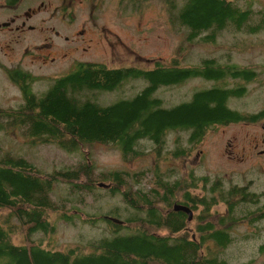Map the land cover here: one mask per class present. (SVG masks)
<instances>
[{
	"label": "trees",
	"instance_id": "16d2710c",
	"mask_svg": "<svg viewBox=\"0 0 264 264\" xmlns=\"http://www.w3.org/2000/svg\"><path fill=\"white\" fill-rule=\"evenodd\" d=\"M163 1L169 20L178 27L186 26L187 40L214 41L223 33L222 28L234 30L236 19L241 20L238 27L244 24V31L264 27V7L254 10L250 1L244 10L237 7V0ZM211 20L214 25L205 29L203 26ZM191 23L200 27L193 28ZM183 49L184 45L169 59H155L142 67L80 62L66 73L44 78L48 86L39 94L32 88L37 76L22 68L4 66L23 100L16 106L0 105V130L16 129L32 141L53 143L69 152L80 150L81 158L42 172L25 156L0 146V264H247L237 253L240 240L236 241L239 236L229 216L218 214L214 223L206 220L202 227H196L194 235L186 229L187 214L173 208V202H178L176 193L181 191L192 208L196 201L205 210L218 199L227 200L230 213L233 202H228V195L235 196L237 190L227 187L218 176L195 178L192 168L177 176L175 167L162 166L161 160L169 155H192L210 123L222 120L221 100L243 94L224 86V73L240 72L248 77L249 68L201 57V61L187 62L181 58ZM225 56L230 58L229 52ZM211 77L225 89L205 88V78ZM189 78H199L205 85L191 89L187 97L178 100L171 87ZM136 80L144 84L134 96L105 105L98 102L99 94H109L123 85L134 88V83L128 84ZM94 142L113 145L125 160L147 150L154 152L155 159L135 171H97L90 153L83 149ZM57 184L73 191V198L69 199L68 193L55 200L51 191ZM98 187L107 191L106 200L121 198L122 210L111 206L101 215L83 213L84 221L91 224L106 218L105 230L85 243L54 247L50 234L56 225L51 216L74 221L80 214L77 206L85 203L87 194L103 196L101 190L96 193ZM190 187L201 191L197 200H191ZM120 212L126 214L122 217ZM108 214H115L121 222L109 219ZM245 235L242 233V237ZM258 251L264 254V242Z\"/></svg>",
	"mask_w": 264,
	"mask_h": 264
},
{
	"label": "rangeland",
	"instance_id": "374dc122",
	"mask_svg": "<svg viewBox=\"0 0 264 264\" xmlns=\"http://www.w3.org/2000/svg\"><path fill=\"white\" fill-rule=\"evenodd\" d=\"M24 1L19 2L18 11H22L27 6H35L39 2V0L36 3L32 2L33 0ZM61 1L50 0L48 3V0H44L46 7L37 11L31 21L39 23L46 17L57 16L52 15L50 11L52 9L55 12L56 6ZM245 1L247 5V0H240V4L245 6ZM249 1L253 9L264 7V0ZM71 2L75 10L74 20L71 24L64 23L61 20H65L64 18L54 17L52 18L53 22H45L48 27L43 32H41L42 27L37 32H34L35 30L19 32L20 35L10 31H0V105L16 106L23 100L20 88L10 80L4 66L17 64L22 69L36 75L38 79L36 83L32 84L36 93H43L47 89L48 83L45 82L43 76L49 73L50 69L43 66L40 52V46L44 42L45 36L50 38L53 36L54 43H56V39L61 38L65 42L64 34L72 35L76 32L75 37L83 40L80 42L81 49L79 52L75 50V53L79 54L80 51H83V46H86L88 47L84 51L86 53L81 55L84 59L101 61L110 66H119L120 64L149 66L155 59H169L179 47L184 45V49L180 53L182 60L187 62H196L200 57L214 50V53L229 51L232 59L239 65L264 67V27L255 32L223 31L215 42L207 43L197 39L187 40L186 26L178 27L179 25L173 24L169 20L163 0H97V8L93 11L82 0H71ZM90 2L91 0H87V3ZM10 13L11 11L8 9L0 8V20L8 17ZM67 26H69L67 29H63ZM55 29H58L61 34L63 31L65 32L59 37L55 34ZM79 30L82 32L79 33ZM70 69L71 67L59 74L66 73ZM132 83H134V88L128 89L126 85H123L109 94H99L98 102L105 105L123 97L134 96L144 83L141 80H136L129 82L128 85ZM201 84L199 78H189L180 83L179 86L171 87V89L176 93L179 100L184 96L187 97L191 89ZM261 89L249 90L242 99L236 100V103L240 104L243 101L244 106L248 109H255L258 105H263L261 100L264 98ZM157 93L164 95L162 90H158ZM167 103L171 102L167 101ZM259 131L260 127L257 123H239L211 128L205 131L192 155L186 157L169 155L168 158L164 157L161 160V164L162 166H174L177 176H182L192 168L195 178L196 175H207L210 178L221 175V179L229 184L235 183L238 188L243 185L242 187L247 191L261 192L264 190V153L255 154L249 160L238 163L230 161L225 153L228 146L225 140L227 136L238 135L241 137L246 132L258 133ZM170 137L172 138V136H169L171 140ZM0 146L15 154L25 156L42 172L51 171L54 168L76 162L81 158L80 150L77 151L78 153L69 152L53 143L32 141L31 138L24 136L16 129L9 132L0 130ZM260 147H264V144H261ZM83 149L84 152L90 153V159L94 162L97 171L108 169L135 171L152 164L155 159L154 152L147 150L143 155L125 160L120 151L113 145L97 142L85 144ZM164 153L166 150H163V155ZM60 185L64 184L55 185L51 191V196L58 200L60 197H66L69 193V199L73 198L72 195L75 193L69 191L66 186ZM97 190H101L103 196L98 198L90 193V195L87 194L85 203L77 206L76 210L80 211L79 215L72 208H69L72 214L78 215L73 218L74 221H64L54 214L51 216L55 218L56 225L55 232L50 234L54 247L63 248L70 243L82 244L90 238L97 237L103 229L105 230L106 224L103 223V219H98L95 224H91L84 221L85 214L83 215V213L101 215L104 208L107 210L111 206L122 210L124 202L121 198L106 200L104 195L107 191L102 187L96 188V193ZM176 194L179 202L182 193ZM228 201L233 202L228 215L229 218H234L236 215L245 218L232 224L239 236L236 241L240 240L237 253L242 256V260L247 264H263L264 254H261L258 248L264 242V220L256 221V225L251 224L249 219L255 214L244 208L245 205H248V201L240 195L229 196ZM70 206L71 202H68L67 207ZM173 208H176L175 204H173ZM224 208L225 205L222 202L217 203L212 210L213 215L211 217L215 218L218 212ZM120 213H122V217L126 214ZM205 214L207 215L209 212L206 211ZM111 215L115 216V214ZM194 223L195 219L187 222V227H191L187 230L195 235ZM242 233L246 235L242 237ZM35 236H42V234L36 233Z\"/></svg>",
	"mask_w": 264,
	"mask_h": 264
},
{
	"label": "flooded vegetation",
	"instance_id": "af4514ba",
	"mask_svg": "<svg viewBox=\"0 0 264 264\" xmlns=\"http://www.w3.org/2000/svg\"><path fill=\"white\" fill-rule=\"evenodd\" d=\"M24 0H2L0 2V8H5L11 11L10 15L4 19L0 20V31H10L12 33L18 34L20 35L21 33L19 32H24V31H31V30H35L34 32H37L38 29L40 27H42L41 32H43L45 30L46 27H48V25L45 24V22L47 21H52V18L57 17V18H64L65 20L61 19L64 23H69L71 24L74 20V16L73 14L75 13L74 10V6L72 5L71 0H62L61 3L59 5L56 6L55 12L51 9L50 13L52 15H57V16H53L52 18H45L42 21H40L39 23H37L36 21H31V19L34 17V15L36 14L37 11L41 10L43 7L45 6L44 0H39V2L37 3V5L35 6H27L25 9H22V11H18V6L19 2H23ZM38 0H33L32 2H35ZM50 3V0H48ZM84 1V3L90 7V10H95L97 8V0H91L90 3H87V0H82ZM227 1V0H225ZM249 0H247L248 3ZM26 2V1H24ZM29 2V3H32ZM28 3V2H26ZM245 6H242L240 4V0H237V7L240 10H244L246 7V1L244 2ZM94 5V6H93ZM256 10V9H254ZM180 13V12H179ZM256 19V17L254 16L252 18V20ZM182 21V19H181ZM224 21V20H222ZM235 24H233L234 30L232 31H244L243 27L244 24L241 27H238L237 24H239L241 22L240 19H236L234 20ZM53 22V21H52ZM214 20H211L207 27L203 26L205 29L212 27L214 25ZM193 28H199L200 26H196L193 25L191 23ZM69 26H67L66 28L63 29H67ZM55 34L59 37H61L65 31L62 32V34L60 33V31L58 29H55ZM222 31H226L225 28H222ZM82 30H79V33H81ZM250 32V31H247ZM255 32V31H254ZM76 32H74V34L69 35V34H64L63 35V39L65 42L62 41L61 39H56V43H54V37L51 36V38L49 36H45L44 37V42L41 43L40 46V52L42 55V63L44 67H47L50 69L49 73H46L43 77L47 78L49 76H54V75H58L59 73H61L62 71L68 69L71 67V69L74 67L75 64L80 63V62H85V61H96V60H89L87 58H83L81 55H84L86 52H84L86 49H88V47L83 46V51H80L79 54L75 53V50H79L81 49V40H83L82 38H76L75 37ZM196 40V39H195ZM214 41H208L207 43H213ZM77 52V51H76ZM229 51L226 52H222V53H214V50H211V53L204 55L201 57V59H206V60H211L213 62H218L221 61V63L225 64V63H234L240 67H247V66H242L237 64L233 59H232V55L229 52L230 58H227L225 56V53H227ZM221 58H216L215 56H219ZM198 61H201L200 59ZM120 65H125V64H120ZM134 66H140V65H134ZM13 69H19L21 68L19 65H13V66H7ZM142 67V66H140ZM197 68H199L197 66ZM206 68V66H205ZM249 68V74L248 77H245L243 75H241V73L239 72L237 75L233 74V73H224L225 74V87H230L233 88V90L235 92H243V94L241 95H237V96H232L230 97L227 101L221 100V107L223 108V113L221 115V121H212L209 125V128H207V131L210 130L211 128L217 127V126H229L232 124H239V123H257L259 124L260 127V131L258 133H248L246 132V134L244 136L239 137L238 135H231V136H227L225 138L226 142H227V148H226V156L230 161L233 162H243L246 160H249L253 155L255 154H261L264 153V147H260L261 144H264V104L263 105H258L255 109H248L246 108V106H244V103L242 101V103L237 104L236 100H240L242 99V97L251 89H261L262 93H263V98H264V67L263 68H256V67H248ZM70 69V70H71ZM25 70V69H24ZM28 71V70H26ZM29 72V71H28ZM68 72V71H67ZM31 73V72H29ZM32 75H34L33 73H31ZM36 76V75H35ZM201 78V77H200ZM231 79V80H229ZM207 86L205 88L208 87H214L217 86L221 89H225L222 85V83L217 80L214 79V77L211 78H205ZM201 83L202 80L200 79ZM205 85V83H202L199 86H196L194 88L200 87ZM260 87V88H258ZM193 88V89H194ZM221 93V92H220ZM264 103V100H261ZM218 177H222L221 175H219ZM223 180V179H222ZM224 184L231 188V187H235V189L237 190L238 194H236L235 196L240 195L242 198L247 199L248 201V205H245L244 208L248 209L249 211H251L252 213H254L255 215L252 216L249 221L251 223H254L256 221H260L261 218L262 220H264V190H262L261 192H256V191H247L245 190L242 186L240 185V187H236L235 183H227L225 180ZM107 185V184H106ZM102 186H105V184H103ZM181 192V191H179ZM189 195L191 196V200L192 198L197 200V195L201 196L202 193L201 191H199L197 188L194 187H190L188 189ZM207 193L210 194L212 193V190H207ZM228 196H233V194L231 193ZM227 200H217V203L222 202L225 205V208L222 211H219L218 214H222L223 216H225L226 218H228L229 215V206L226 203ZM229 202V201H228ZM213 204L211 206L210 209H205L203 205H201L200 203H198L197 201L195 202V206L193 207L195 209V211L193 210V208L191 207V201L187 202L185 200V198H183L182 196L179 198V202L178 204H175L177 207V210H181L183 211L185 214L188 213V211H186L184 208H187L189 210L192 211V216L188 219V222L192 221L193 219H195V223L193 227H198V225H203V223H205V221L210 220L211 222H215V218H212L211 216L213 215V208L216 206V204ZM174 208V209H176ZM209 212V214H205V212ZM199 216V220H197L198 216ZM108 218L109 216H114L111 214L106 215ZM100 219L105 220L106 218L101 217ZM110 219V218H109ZM232 219V224L237 223L238 221H241L242 219L245 218H241L239 215H236L234 218H229V220ZM253 219V220H251ZM191 228V227H187L186 225V229Z\"/></svg>",
	"mask_w": 264,
	"mask_h": 264
},
{
	"label": "water",
	"instance_id": "95a60500",
	"mask_svg": "<svg viewBox=\"0 0 264 264\" xmlns=\"http://www.w3.org/2000/svg\"><path fill=\"white\" fill-rule=\"evenodd\" d=\"M100 185H103V183H100ZM177 207V206H176ZM186 211H188V218H190L192 216V212L191 210L184 208ZM110 219L117 221V222H121V218L117 217V216H109Z\"/></svg>",
	"mask_w": 264,
	"mask_h": 264
}]
</instances>
